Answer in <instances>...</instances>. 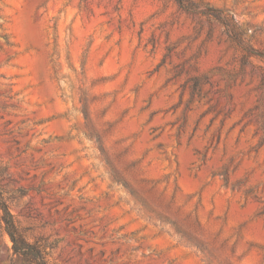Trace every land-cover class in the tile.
Returning <instances> with one entry per match:
<instances>
[{"label": "rangeland", "instance_id": "rangeland-1", "mask_svg": "<svg viewBox=\"0 0 264 264\" xmlns=\"http://www.w3.org/2000/svg\"><path fill=\"white\" fill-rule=\"evenodd\" d=\"M199 1L243 42L175 0H0V188L49 264H264V0Z\"/></svg>", "mask_w": 264, "mask_h": 264}, {"label": "trees", "instance_id": "trees-1", "mask_svg": "<svg viewBox=\"0 0 264 264\" xmlns=\"http://www.w3.org/2000/svg\"><path fill=\"white\" fill-rule=\"evenodd\" d=\"M184 10L199 13L207 16L209 19L221 22L232 37L243 42V31L238 21L233 15H222V11L210 6L199 0H175ZM252 54L263 57L261 51L252 48ZM0 218L3 222L5 233L9 236L15 254L21 255L34 264H49L47 247L37 240L30 241L22 232L14 213L5 196L4 191L0 188Z\"/></svg>", "mask_w": 264, "mask_h": 264}]
</instances>
